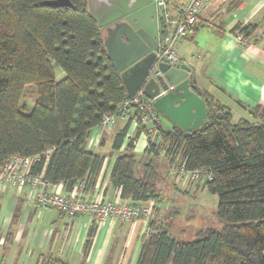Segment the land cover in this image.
Here are the masks:
<instances>
[{
  "label": "trees",
  "instance_id": "trees-1",
  "mask_svg": "<svg viewBox=\"0 0 264 264\" xmlns=\"http://www.w3.org/2000/svg\"><path fill=\"white\" fill-rule=\"evenodd\" d=\"M46 1L0 0V166L13 155L38 156L31 172L42 170L50 184L64 183L70 190L89 180L102 163L86 148L90 130L128 95L87 0H68L71 6ZM250 30L237 24L231 31L246 40ZM165 34V22L159 19L160 38ZM54 66L63 72L58 80ZM28 83L35 84L36 98L25 112L20 99ZM189 87L206 102L204 123L191 132L157 126L154 136L167 145L169 161L177 157L188 170L209 171L203 187L217 197L216 215L224 223L199 230L188 241L157 227L142 237L134 264H264V107L250 110L257 122L233 123L228 110L211 109L192 80ZM127 129L128 124L115 134L113 150L123 145ZM140 131L145 128L136 135ZM133 140L127 139L113 161L110 182L123 200L157 203V166L153 159L140 163L142 175H135L139 161ZM157 147L148 137L146 152L157 157ZM89 245L88 239L84 253Z\"/></svg>",
  "mask_w": 264,
  "mask_h": 264
},
{
  "label": "crops",
  "instance_id": "crops-1",
  "mask_svg": "<svg viewBox=\"0 0 264 264\" xmlns=\"http://www.w3.org/2000/svg\"><path fill=\"white\" fill-rule=\"evenodd\" d=\"M186 3L187 0H174L171 9L166 3L172 19ZM237 24L251 28L246 35L248 45L245 48L236 45L231 31ZM203 29L206 32L199 38ZM103 33L104 36V29ZM176 48L181 63L190 68L189 80L200 92L228 110L231 122L241 119L252 123L258 121L250 110L256 106L264 107V1H214L200 14L193 33L180 41ZM135 116V109L131 108L127 116L116 118L109 126H96L90 130L86 148L98 155L102 163L89 180L79 181L70 190L64 183L50 184L48 190L89 200L129 201L120 198L119 188L110 182L112 163L123 152L127 139L134 138V155L142 151L141 158L135 156L139 161L136 169L140 163L153 159L156 164L158 160V156L146 152L148 137L158 144V154L165 152L161 150L160 138L148 133L151 124L136 122ZM126 124L124 143L120 149L113 150L114 136ZM161 124L167 129L173 125L162 115ZM141 127L145 131L136 135ZM110 149L117 154L113 160ZM164 160L167 168L161 166L157 169L158 175L163 172L164 182L173 184L175 192L188 191V186L192 187L189 184L195 185V182L176 180L170 174L172 162L168 157ZM173 190L164 196H172ZM159 194L160 203L156 207L162 213L160 204L164 200L162 192ZM49 209L52 208L37 204L33 190L0 184V264H134L142 237L157 227L169 230L170 221L176 216L175 210L167 209L162 216L149 220L100 221L88 214L69 218ZM92 229L93 233L89 235ZM88 239L89 250L84 253Z\"/></svg>",
  "mask_w": 264,
  "mask_h": 264
},
{
  "label": "water",
  "instance_id": "water-1",
  "mask_svg": "<svg viewBox=\"0 0 264 264\" xmlns=\"http://www.w3.org/2000/svg\"><path fill=\"white\" fill-rule=\"evenodd\" d=\"M49 6H71L68 0H49ZM88 11L105 30L107 56L121 74L127 95L140 92L153 108L173 125L191 132L206 118V102L190 90V68L158 63L159 22L154 0H87ZM172 87V88H170ZM165 91L163 94H160Z\"/></svg>",
  "mask_w": 264,
  "mask_h": 264
},
{
  "label": "built area",
  "instance_id": "built-area-1",
  "mask_svg": "<svg viewBox=\"0 0 264 264\" xmlns=\"http://www.w3.org/2000/svg\"><path fill=\"white\" fill-rule=\"evenodd\" d=\"M158 12V22L162 19L165 22L166 34L158 40V50L155 53L153 67L158 68V63H167L170 66L181 64L177 54V44L191 35L199 21L202 11L208 8L216 0H187V3L178 12L175 19H172L167 10L165 0H154ZM225 2L227 0H220ZM250 2L264 0H248ZM159 25V24H158ZM236 45L245 48L248 42L242 34H234ZM138 92L133 97L128 96L117 107L113 113L105 114L99 126L107 127L112 124L116 118L125 117L131 108L135 109V121L142 124H151L148 133L155 134V127L162 126L161 115L157 112L152 103L142 98ZM38 156L21 157L11 156L2 166H0V184H12L22 188H28L35 192L37 204L43 208H52L60 214L73 218L82 214L93 216L97 220H120L133 221L138 219L149 220L155 211V202L152 200L131 203L119 199L113 201H97L82 199L80 197L66 196L51 190H48L50 183L44 179L43 171L37 174L31 172L32 165L38 161ZM170 174L178 181L192 183L210 179V173L206 168L188 170L177 157L170 166Z\"/></svg>",
  "mask_w": 264,
  "mask_h": 264
},
{
  "label": "rangeland",
  "instance_id": "rangeland-1",
  "mask_svg": "<svg viewBox=\"0 0 264 264\" xmlns=\"http://www.w3.org/2000/svg\"><path fill=\"white\" fill-rule=\"evenodd\" d=\"M168 7L171 9L172 5L174 3V0H168ZM178 3V2H176ZM180 3V2H179ZM203 32L199 34V38L203 36ZM54 73L56 75V79H60L63 76V72L58 68L57 66H54ZM172 88V87H170ZM165 91L161 90L160 94H163ZM143 95V94H142ZM144 96V95H143ZM145 97V96H144ZM36 98V87L34 83H28L23 87V92L22 96L20 99V104L25 112H29L34 104ZM146 98V97H145ZM202 98V97H201ZM203 99V98H202ZM146 100L150 101L152 103V100H149L146 98ZM206 100L209 101V105L211 106V109L213 111L219 112L217 107L219 106L216 104L210 96L206 95ZM205 101V100H204ZM207 107V105H206ZM220 107V106H219ZM174 126V125H172ZM160 128L164 129L165 127ZM169 129V128H168ZM167 147L166 144L162 145L161 150H165ZM142 151L135 153V156L137 158H141ZM110 155L111 159L113 160L116 157V153L110 149ZM164 157L165 152L163 153ZM161 154H158V160L155 161L157 165V169L159 170L161 166L167 168V164L164 160V157ZM172 164V163H171ZM137 167V166H136ZM135 167V175L137 177H140L139 175L142 174L141 168L138 166V169ZM171 170V168H170ZM164 173L161 172L160 176L158 177L157 182H156V190L157 192H162L163 195V200L162 203L160 204L161 212L160 209L156 207L154 214L151 218H157L162 216L167 209L175 210L176 216L173 217V221H170V233L173 237H175L179 241H188L193 239L195 236V233L199 230H203L204 228H221L223 225V221H221L217 215H216V205H217V197L215 195H212L206 191V189L202 186L203 181H197L194 184H189L192 185L188 186L190 189L187 191H180L181 195L179 192H175L173 190L174 185L171 183H166L163 180V175ZM162 176V178H161ZM166 183V184H165ZM201 188L197 190V188ZM187 187V186H186ZM175 189V187H174ZM192 189V190H191ZM171 190H173L174 194L172 196H164V194H170ZM176 190V189H175ZM188 192V193H186ZM160 203V194H159V201L155 203V206L159 205ZM52 210V209H49ZM172 212V211H171ZM168 224V223H166Z\"/></svg>",
  "mask_w": 264,
  "mask_h": 264
}]
</instances>
